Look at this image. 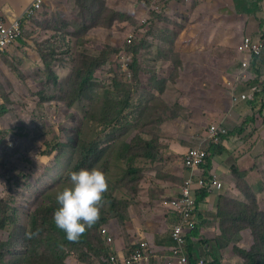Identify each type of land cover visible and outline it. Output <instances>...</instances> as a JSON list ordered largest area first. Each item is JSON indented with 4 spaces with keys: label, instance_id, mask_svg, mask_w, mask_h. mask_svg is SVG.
Here are the masks:
<instances>
[{
    "label": "rangeland",
    "instance_id": "obj_1",
    "mask_svg": "<svg viewBox=\"0 0 264 264\" xmlns=\"http://www.w3.org/2000/svg\"><path fill=\"white\" fill-rule=\"evenodd\" d=\"M177 1L182 0H45L36 17L23 21L16 42L0 53V209L6 210L0 211V222L8 218L0 229V243L8 248L0 251L2 264H21L30 249L27 234L33 211L42 199H55L68 185L64 174L77 150L89 142L99 144V150L111 143L97 162L93 159L94 163L84 167L98 168L107 178L100 226H108L121 248H129L133 238L144 235L152 244L144 264L172 260L169 250L155 242L162 236L169 239L173 223L169 200L181 187L184 155L201 141L205 149L215 144L202 140V134L209 135L210 125L220 121H206L202 114L212 117L231 106L207 100L202 90L198 91L205 86L203 90L217 92L208 82L221 80V74L205 72L196 77L206 53L191 43L195 44L201 33L212 35L213 30L222 33L221 39L225 34L224 39L231 40L249 27L248 20L260 26L264 14L261 2L257 6L251 3L250 9L242 6L247 9L242 12L238 7L241 0H230L232 4L229 0H185L184 6L175 8ZM223 6L230 13L219 12ZM212 9L217 15L214 21ZM256 10L260 17L256 16L255 22L251 16L252 12L258 14ZM263 27L264 21L257 33ZM131 33L139 37L128 43ZM225 50H213L214 61ZM86 58L103 62L91 68L92 86L81 97L78 86L82 75L76 76V65L81 62L84 67ZM134 58L137 70L130 67ZM121 60L126 67L123 73L119 70ZM229 65H221L225 77H231L233 70L225 72ZM252 85L251 80L247 86ZM153 106L155 117L150 113ZM202 125L209 129L190 137L191 126L195 130ZM224 125L228 138L233 129ZM145 142H152L153 147L145 148ZM179 142L184 151L176 148ZM146 154L152 158H145ZM35 155L40 160H35ZM219 157L212 158V165L221 181L216 170ZM26 160L34 161L35 167ZM201 174L197 172L196 178ZM224 182L214 185L219 194H209L212 206L204 200L198 209H204V215L212 218L207 219L209 224L217 227V237L208 235L220 239L227 249L225 264H246L241 250L245 254L259 248L264 251V212L246 188L243 197L234 196L233 184ZM207 204L212 211H207ZM96 241L92 244L96 243L97 252L81 245L65 248V264L98 261L100 238ZM212 246L220 256L222 248ZM45 248L39 249V255ZM83 254L88 258L82 261Z\"/></svg>",
    "mask_w": 264,
    "mask_h": 264
},
{
    "label": "crops",
    "instance_id": "obj_2",
    "mask_svg": "<svg viewBox=\"0 0 264 264\" xmlns=\"http://www.w3.org/2000/svg\"><path fill=\"white\" fill-rule=\"evenodd\" d=\"M34 1L35 0H0V8L3 10L7 22L11 23L19 18ZM260 2L263 4L262 9L264 10V0ZM251 3L255 4L256 0H241L239 6H237L240 7V11L243 12L252 8ZM185 4V0L177 1L175 2V8H177V6L179 8V6H184ZM242 6L247 7V9L244 10ZM221 11L230 13L227 6L220 8L219 12ZM256 12L258 14L252 12L253 15L251 16L255 22L256 16L260 15L259 11L256 10ZM210 14H213L211 17L213 21L217 19L216 12H214L213 9ZM262 18L264 21V14ZM245 20L247 21V19ZM263 21H259L260 26H258V24L256 25L253 21L249 22L248 20L246 23L249 27H246L244 31L240 32L237 35L238 37L232 36L231 40L224 39L225 34L222 35L221 39L222 33H217L214 30L212 35L201 33L200 39L195 44L191 43V46L195 45L198 49H203L202 51L206 53L204 64L201 66V69H197L196 77L205 72H220L221 74V80L217 78L216 82H211L210 84L208 82V85L218 88L217 92H214L212 88L207 92V90H203L205 86L198 89V91L200 92L202 90V93L205 94L203 97L207 100L215 99L216 102L221 104L228 102L231 104V106L227 108V111L222 109L220 114L212 115V117L211 115L208 116V114L206 116L202 114L201 116L206 117V121L209 120V122H212L213 119L220 121V123L214 124L217 127H224L223 124L227 123L229 126H232L233 129L230 132V136L224 139L225 142L223 141L217 146L216 155H220L217 159V173L221 175V181L223 183H225L224 180H227L230 184H233L232 190L234 196L239 195V197H243V188L251 192L257 205L260 206L264 212V65L256 71L257 67L255 61H253L252 65L247 70H244L241 64L245 55L239 53L237 50L238 45L241 44L243 38L246 36H252L254 40H258L255 37L264 31L263 27V30L257 33L259 27H262ZM253 24H255V27ZM191 32H193V30H191ZM241 34L244 35L241 37ZM186 38L193 39V37H189L188 35ZM216 48H218V50H230L222 52L220 57H216L214 61L213 50ZM228 52H232L233 54L231 57L225 58L224 56H228ZM232 56H234L235 59L231 60ZM218 60H220V63H218ZM262 60H264V54ZM226 62L230 65L225 72L233 70L229 73L231 77H225L224 68L221 66L224 63L226 64ZM251 80L254 85L249 88L247 85ZM246 87H248V89ZM254 87H258V89L254 90ZM252 92L254 93L252 100H241L242 95ZM233 98H237V101H234ZM157 99H159V97ZM207 125H202L195 130H193L191 126L190 130H192L189 132L190 137L193 132L198 131L196 133H200ZM202 135L207 136L208 133L205 132ZM182 142L184 143L185 141L182 140ZM181 144L180 142L179 144L176 143V148L184 151ZM211 166L209 170H214L212 163ZM221 181L218 179L219 184H221ZM213 188H215V186ZM241 189L242 191H240ZM215 193L219 194V191L213 190L212 195ZM209 197L210 196L207 198ZM206 201H209L212 206L213 201L209 199H206ZM205 207H207L206 209L208 212L213 209L208 207V204L205 205ZM203 211L204 209H199L200 219L203 216L206 217V220H202L203 232L206 233L207 231L208 233H213V231L216 230L215 226H209L208 222V220H212V218L211 216L207 217L204 215L205 212ZM116 246H118L117 243ZM126 257H128V255H126Z\"/></svg>",
    "mask_w": 264,
    "mask_h": 264
},
{
    "label": "trees",
    "instance_id": "obj_3",
    "mask_svg": "<svg viewBox=\"0 0 264 264\" xmlns=\"http://www.w3.org/2000/svg\"><path fill=\"white\" fill-rule=\"evenodd\" d=\"M152 1H154V0H152ZM260 1L261 0H256L255 5L257 6V3H259ZM44 2H45V0H44ZM153 4H155V2H153ZM43 7H44V4H43ZM150 10H154V9L150 8ZM144 21L146 23L148 21V19L145 18ZM21 34H20V36H21ZM128 37H129L128 43H130V42H133L134 40H136V38L139 36H138V33H135V34L131 33ZM255 38L260 39L263 37H261L258 34V36ZM111 53H107V56L110 55ZM86 59H87V62L85 63L84 67L81 64V62H78L76 65V67H77L76 68V71H77L76 76L82 75V81L79 83V86H78L79 95L81 97H83L85 95V93L87 92V90L89 91L91 86H92L91 81L93 80L92 79L93 73H92L91 68H97L103 62V60H101L100 58L93 59V60L90 58H86ZM135 62H136V59L134 58L133 64H130V67L137 70ZM87 63H89V64H87ZM119 65H120L119 70L123 73V71L126 69L124 61L121 60ZM255 65L257 67L256 71L259 70V68L262 65H264V60H262V57H258V59L255 60ZM70 89H71V87H70ZM109 99L110 98L107 97L105 103H107L109 101ZM151 112L153 113V116L155 117V114H156V107L155 106H153V108L150 107V113ZM21 133H23V132H21ZM220 144L212 145L210 143L209 147L207 148L208 157H206V159H207L206 165L204 166V164H203L201 166V168L205 169V172L203 173V177L206 179L207 184L202 186V187L198 186L197 184L193 185V187L191 186L192 192L194 190H196L195 195H192V196L194 198V203L197 206V216H196L197 226L194 230H192L186 234L185 252L189 258V261H188L189 264H198L199 260H203V261L208 262L210 264H225L226 263V257L224 254L226 253L227 249L223 248L224 246L221 245L220 239H218V238L212 239L208 235V234H212L213 236L217 237V233H216L217 227H216V230L213 231V233H208L206 231V233H207L206 234L205 232H203V222L200 219L199 209H198L200 203H202L204 200H206L207 197L209 196V194H212V192H213L212 187H211L212 185L210 184L209 179H210L211 175L214 174V173H211V171L214 172V170H209V169L212 167L211 166L212 158L216 155L215 151L218 148L217 146ZM109 146H111V143L108 146H106L105 148L99 150V144L96 145L95 143L89 142V144L82 145L77 150V152L75 153L76 155H74L73 161L70 163L66 173L64 174L65 180L68 181V173L70 171L79 170L80 168H84L85 166H87L89 163L97 162L102 157V155L104 154L106 148ZM148 146L153 147L152 142H145V148ZM187 154L188 153H185V155H184L183 169H184L185 175L182 177L183 181L181 182L182 183L181 187L179 188L178 192H176L174 195H172L170 197V200H169V207L171 210V218L173 220L172 227H171V230L169 232V239L170 240L167 238L165 239L162 236V237L157 238V242L154 241L155 243L158 244L159 247L168 249L170 257H172L173 249L177 245V242H175L173 240L172 231L174 230L175 226L181 221L180 212L173 208L170 201L172 199H174L175 197L179 199L183 196L182 188L186 185V181L188 180V177L190 176L189 173L191 170V168L189 166H187L185 163V160H186L185 158H186ZM28 156H29V154H28ZM97 158H99V159H97ZM145 158L151 159L152 157L150 156V154H146ZM34 159L40 160L39 155H35ZM93 159H94V162H92ZM26 162L31 168L35 167V165H36V163H34V161L26 160ZM248 193L250 194L251 192L248 191ZM0 206H1V204H0ZM57 207H58V205H57V202L55 201V199L48 197V198L42 199L39 207L35 211H33L32 215H31V219H30L28 234H27L28 235L27 239L30 242V249L27 251V254L24 255V257H22L20 259L21 264H65V255H67L65 253V250H64L65 248L76 249L77 246L81 245L82 248L86 247L91 251L97 252L98 249H97V247H93V244L99 243L96 241L98 237L100 238L101 248H100V254H97L96 256H97V258L99 257V260L94 261L95 263H93V262L92 263L93 264H115L111 260V257L114 255V256H116V264H121V261L123 260V257L125 255H130L131 252H133L134 250H136L139 247V241H138L139 238L142 240L144 239V240L148 241V239L144 235L141 234L140 236H138V237L135 236L136 238L132 239V241L130 242V246L128 245L129 248H127V246L124 248H119L118 246H116V241H115V244L108 245L107 239H106L105 235L102 233V228L104 226H100V224L102 222L101 220H100L101 222L97 220L90 228H86L85 232L80 235V238L78 240L69 241L66 239L64 231L61 229H58L56 227L54 221H53V213ZM0 211H6V210L0 209ZM202 219L204 221L203 217H202ZM4 220L7 221L8 218L2 219V221L0 222V229H3L6 226V223L4 222ZM209 226H213V225L209 224ZM92 240L96 241V243L94 242L92 244ZM102 241H103V243H102ZM198 241H200V242H198ZM44 242H46V244H47L46 248L43 246ZM198 243H200L201 245ZM148 244L150 246L145 251V255H146V252H149L152 248V244L150 242ZM212 244H215L217 250L222 248L220 250V253L222 255L220 254V256H219L216 254ZM40 248L46 249V252H43L42 255H39V249ZM200 248L202 250L201 254H200V250H199ZM4 250H8V248L5 247L3 242H2V243H0V251L5 252ZM171 251H172V254H171ZM240 252L246 256V259H247L246 264H264V251L262 248H259L256 251V253L245 254V252L242 250ZM259 252L261 253V255H259ZM30 254H32V257L30 256ZM37 255H39L41 257H38ZM80 257L83 261V260H86L88 258V255L83 254ZM146 260H148V257ZM79 261H81V260H79ZM0 263L2 264L1 260H0ZM164 264H174V263H171V260L167 259L164 261Z\"/></svg>",
    "mask_w": 264,
    "mask_h": 264
},
{
    "label": "built area",
    "instance_id": "obj_4",
    "mask_svg": "<svg viewBox=\"0 0 264 264\" xmlns=\"http://www.w3.org/2000/svg\"><path fill=\"white\" fill-rule=\"evenodd\" d=\"M44 0H35L16 20L8 23L6 18L3 16V10L0 8V52H5V50L14 44L20 34L22 33L23 21L36 17L42 10ZM263 37V34H261ZM238 51L245 55L242 60L241 67L247 70L252 62L257 58L262 56L264 52V37L259 40H254L251 36H246L243 38L241 44L238 46ZM249 96L242 95L241 100L248 99ZM237 99L234 98V101ZM211 132L209 135L203 136L202 140L213 141V143H218L222 135L226 133V130L221 127L212 125L210 127ZM208 133V132H207ZM201 141V140H200ZM202 142V141H201ZM199 143L196 147H191L188 149V154L186 156L185 163L191 168L190 176L186 181V185L182 188L183 196L181 198L172 199L171 205L173 208L180 212L181 221L175 226L172 231V237L175 242H177L176 247L173 249V254L171 257V263L177 262V264H189V258L185 252L186 245V234L194 230L197 226V206L194 203V198L192 196L191 186L197 184L198 186H203L206 183V179L203 177L205 172L204 168L201 166L206 165V157H208V150L203 147L202 143ZM192 172L194 175H192ZM202 172L200 178H196V173ZM211 175L209 182L213 187L218 182V177H216L215 172ZM219 183V182H218ZM221 185V184H220ZM102 233L107 239V244H115V240L111 235V231L107 226L102 228ZM149 248L146 241L139 242V247L126 257H123L121 264H144L145 261V251ZM111 260L116 264V256H112ZM198 264H210L203 260H199Z\"/></svg>",
    "mask_w": 264,
    "mask_h": 264
},
{
    "label": "clouds",
    "instance_id": "obj_5",
    "mask_svg": "<svg viewBox=\"0 0 264 264\" xmlns=\"http://www.w3.org/2000/svg\"><path fill=\"white\" fill-rule=\"evenodd\" d=\"M261 34L264 37V31L259 35L261 36ZM257 89L258 87H254V90ZM253 94V92L244 94L249 96L246 100H252ZM221 128H224L226 133L221 136L217 144L222 143L229 134L225 125ZM107 187V178L104 172L98 168H80L68 173V185L57 192L55 199L58 207L53 213V221L56 227L64 231L67 240H78L86 228H90L98 220L100 205Z\"/></svg>",
    "mask_w": 264,
    "mask_h": 264
}]
</instances>
